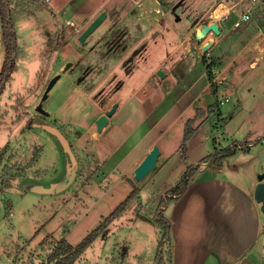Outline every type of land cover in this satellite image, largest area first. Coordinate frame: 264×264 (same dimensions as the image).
I'll return each instance as SVG.
<instances>
[{
	"label": "rangeland",
	"instance_id": "374dc122",
	"mask_svg": "<svg viewBox=\"0 0 264 264\" xmlns=\"http://www.w3.org/2000/svg\"><path fill=\"white\" fill-rule=\"evenodd\" d=\"M140 1L148 3V0H42L38 8L36 0H12L16 35L23 53L15 57L12 79L0 94V264H52L49 257L59 240L80 243L131 195L135 198L126 211L96 237L74 264H155L162 235L158 214L163 211L169 216L172 210L167 206L160 209V201L167 197L168 190L182 178L188 166L199 163H195L197 158L233 143L257 139L255 147L238 153L231 162L225 161L223 172L226 177L240 173L243 183L250 188L255 176L252 166L256 163L260 173L263 171L264 60L256 68L246 62L245 71H240L242 62L232 68L228 84L212 96L213 101L217 96H226L227 101L220 110L202 109L209 117L198 127L202 119L199 117L193 135L185 141L187 120L199 111L196 104L188 109L186 117L178 119L154 143L163 152L156 168L140 180L135 177L137 166L112 170L113 159L122 152L117 149L116 141L129 131L134 125L132 122L121 128L109 127L99 140L88 137V127L96 126L97 117L111 108L107 107L108 101L131 94L147 76L149 65L157 62L188 31L187 15L190 17L213 6V0H176L169 7L162 3L164 12L152 24L157 35L149 40L148 52L141 51L138 55L132 52L126 59L129 70L121 63L110 68V61L139 38L140 27L136 29L135 22H130L133 23L130 31L126 17L135 15ZM175 4L178 5L174 8ZM115 8L121 14L116 11L109 15ZM103 11L108 13L106 19L82 43L79 37L89 23L79 25ZM257 14L262 21L264 5L258 8ZM262 27L264 32V23ZM113 32L124 43L117 54L113 53L117 40ZM5 53L0 16V74ZM180 55L181 51L176 59ZM204 57L222 61L207 52ZM145 58L148 63H141ZM69 62L71 65L67 67ZM221 68L215 67L216 75L225 74ZM56 75L58 80L43 99ZM109 78L110 84L105 85V79ZM247 79L260 84L253 86L260 97L251 93V82ZM177 80L174 74L156 89L145 82L142 91L146 95L139 90L134 96L136 104L140 101L139 115H146L169 87L177 85L162 105L175 98L183 85L177 84ZM122 81H125L124 87L116 94ZM206 100L203 96L199 105L204 107ZM186 102L182 99L179 105ZM40 103L46 112L38 110ZM132 114L133 109L125 110L113 121L119 123L123 118L126 122ZM53 128L69 138L75 160ZM184 142L185 155L181 148ZM131 156L124 166L132 161ZM168 156H172L170 161L159 166ZM169 248L166 243V259ZM259 250L264 252L261 243Z\"/></svg>",
	"mask_w": 264,
	"mask_h": 264
},
{
	"label": "crops",
	"instance_id": "0c3cea01",
	"mask_svg": "<svg viewBox=\"0 0 264 264\" xmlns=\"http://www.w3.org/2000/svg\"><path fill=\"white\" fill-rule=\"evenodd\" d=\"M164 1L165 7H169L168 5L174 4L176 0ZM232 3L226 0H213L211 9L208 8L205 11L202 9L193 13L190 17L187 15V18L190 20L188 31L183 33L179 41L170 47L157 62L149 65L147 76L140 81L137 87L131 90L132 93L125 94L123 97L120 96L116 100L110 99L108 101L107 107H112L114 102L118 103V106L102 131H98L94 125L88 127V137L94 141L95 139L99 140L101 134L105 130L107 131L109 127H123L128 122L134 124L129 128V131L123 133L116 141L117 149H121L122 152L117 159H113V171L121 168L129 169L136 167L153 148L154 143L164 133H167L178 119L186 117L188 109H191L194 104L199 109L198 113H203L205 107H207L205 112L212 110L211 106H214L215 104L213 105V103L217 101L219 104L214 110H220V106L227 101L224 98L226 96H217L214 101L212 100V96L223 91V86L228 84L227 80L233 75H231L234 71L232 68L242 62L243 66L240 68V71H245L248 63L250 67L256 68L259 61L264 60V32L262 27L264 19L260 21L261 19L257 18L258 8L261 5L255 9L254 17L248 24L236 28L233 26V19L239 10H237L238 8L235 9L229 20L221 22L220 33L214 40L207 38L201 32L203 24L214 21L211 20L210 14L213 12L215 6L220 4L221 7H227V5H231ZM161 4L160 0H148V3L140 1L138 4L140 8L135 15L126 17L129 20L127 25L130 31V22H135L134 27L136 29L140 27L139 38L131 44L132 46L128 50L126 49L124 52L119 53L116 59L111 60V65H108V67L112 68L121 63L126 65L127 69H130V65L127 64L126 59L132 52L136 55L141 53V51L148 52L150 48L148 45L149 40L157 35L155 32L153 33L152 24L155 21L158 22L161 14L164 12ZM178 4H175L174 8ZM219 9L224 10L226 8ZM116 11L121 14L117 9ZM201 12L203 13L201 14ZM94 17L95 14L90 20H86L79 26L82 27L83 24L90 23ZM177 19H180V17H177ZM72 24L73 22L71 21L70 25ZM74 27H78L77 24ZM206 43H209V46L206 51H203L202 48ZM179 51H181V55L176 59ZM206 52L209 55H214L215 58L220 57L222 61L215 62L213 59L205 58L204 53ZM190 57L195 58L190 59ZM147 58L143 59L141 63H148ZM216 66L222 67L221 69L226 71L223 76L216 75ZM159 67H162L165 71V77L159 76ZM174 74L178 78L177 84H183H181L182 87L179 94L175 98L170 99L165 106L162 105V101H166V98L168 100L177 85L169 87L166 94L146 115H139L140 101L137 102V105L134 102V96L139 90H143L142 87L145 85V82L150 84L152 89H156L161 87L166 80L171 79ZM105 80H107L105 85H109L111 78ZM246 81L251 82L249 85L254 97H260V95L257 96L258 89H255L260 84L253 83L251 79H247ZM124 84L125 81L120 83L115 92L116 94L121 93ZM146 93L144 91L143 95H146ZM203 96L207 97L204 107L199 105V101ZM182 99H186L187 102L180 106L179 104ZM128 109L131 111L133 109L134 114L126 122H124L123 118L119 119L120 122L118 120L119 123L113 121L114 117H117L120 113L123 114ZM156 111L158 113L155 114ZM197 114L193 115L196 116ZM208 117L207 113L203 114L198 127H201ZM139 131L142 134L138 135ZM131 139H134V143ZM258 141L257 139L251 140L250 144H247L244 148H239L234 154L226 156L221 165L213 166L208 162H203L201 167L192 176L187 190L167 205V208H172L169 216L165 214L171 221L172 264H264V252H260L259 250L260 243L262 244L260 237L262 216L259 211V203L254 196L255 187L258 183L257 173H260L261 170L259 167H256V163L252 166L255 176L250 188L245 186L240 173L237 172L236 176L238 177H226L223 172L225 170V161L229 160L231 162L238 153L246 152L251 147H255ZM159 148L160 154H162L163 149ZM176 152L171 155L174 156ZM130 155L133 156L132 161L127 166H124ZM113 157L114 155L106 158L105 161ZM169 157H166L159 166H165L166 162L170 161L171 157ZM204 157L200 156L195 160V163L200 162Z\"/></svg>",
	"mask_w": 264,
	"mask_h": 264
},
{
	"label": "trees",
	"instance_id": "16d2710c",
	"mask_svg": "<svg viewBox=\"0 0 264 264\" xmlns=\"http://www.w3.org/2000/svg\"><path fill=\"white\" fill-rule=\"evenodd\" d=\"M165 4L164 0H160ZM42 0H36V5L39 8L42 4ZM14 5L12 0H0V16H1V26L2 35L5 45V58L0 74V94L6 87V84L12 79V73L15 70V57H19L23 53V47L19 44L16 30H15V16L13 14ZM113 38L116 37V45L113 51L117 54L124 43L121 41L119 34L115 32L112 33ZM121 42H120V41ZM119 42V43H118ZM211 74V72H209ZM211 78V76H210ZM213 86V84H212ZM213 107L218 106V102H214ZM214 108L212 110H214ZM202 112L198 113L194 117H190L187 120L186 131L184 135L185 141H187L194 133L197 126H194L198 118L202 116ZM69 139V138H68ZM185 144H182L183 155H185ZM250 141L244 143H233L232 145H227L225 147L219 148L214 153L208 154L197 164L188 166L187 170L184 172L182 178L167 192V197L162 198L160 201V209H164L170 202L176 200L181 196L188 188L189 182L194 175V173L201 167L203 162H208L210 165L217 166L221 165L223 159L226 156L234 154L237 149L244 148ZM90 180V179H89ZM137 193L136 191L133 193ZM135 198L134 195L129 196L124 202H122L111 214L105 217L100 225L93 230L89 235H87L80 243L71 244L64 240H59L56 247L53 249L49 257V261L52 264H74V262L80 257V255L85 251V249L96 239V237L116 218L120 217L126 209L129 207L130 203ZM11 209H9L10 211ZM157 221L161 226V241L158 246V252L155 257V264H172V250H171V221L170 219L161 211L158 214ZM169 243V255L167 259L165 258L164 245Z\"/></svg>",
	"mask_w": 264,
	"mask_h": 264
},
{
	"label": "water",
	"instance_id": "95a60500",
	"mask_svg": "<svg viewBox=\"0 0 264 264\" xmlns=\"http://www.w3.org/2000/svg\"><path fill=\"white\" fill-rule=\"evenodd\" d=\"M116 13L115 9H112L109 13V15H114ZM108 13L106 11L101 12L99 15H97L85 28V30L81 33L79 39L82 43L86 42V39L90 34H92L95 29L106 19ZM201 32L206 35L207 38L214 40L216 36L220 33V26L219 24L214 21L212 23H205L202 25ZM209 46V43H206L204 47L202 48L203 51H206ZM71 65V62L67 63V67ZM158 74L160 77H165L166 73L163 70L162 67H159ZM59 75L54 76L47 89L45 94L43 95V99L47 97L48 91L51 89V87L56 83L58 80ZM118 106V103H114L110 109H108L106 112L99 115L95 121L98 131H102V129L108 124L110 116L113 115L116 108ZM38 110L42 112H46L45 109L42 107V104L40 103L38 105ZM52 131L59 137V139L62 141L65 149L68 151L70 156L73 160H75V154L72 148L71 143L66 138V136L63 135L62 132L57 130L56 128H53ZM160 155V148L157 145H154L153 148L146 154V156L142 159V161L137 165L135 168V177L136 179H142L144 178L150 171L156 168L157 166V160ZM258 183L255 187V199L258 203H261L260 210L262 211L264 215V170L259 173L258 175Z\"/></svg>",
	"mask_w": 264,
	"mask_h": 264
},
{
	"label": "built area",
	"instance_id": "2783aa9c",
	"mask_svg": "<svg viewBox=\"0 0 264 264\" xmlns=\"http://www.w3.org/2000/svg\"><path fill=\"white\" fill-rule=\"evenodd\" d=\"M263 3L264 0H236L231 5H227V7H221V5L218 4L214 7L213 12L210 14L211 20L216 21L220 26L221 22L229 20L235 9L238 8L237 10H239V12L233 19V26L235 28L242 27L243 25L248 24L253 19L255 9ZM219 8L226 9L221 10Z\"/></svg>",
	"mask_w": 264,
	"mask_h": 264
},
{
	"label": "flooded vegetation",
	"instance_id": "af4514ba",
	"mask_svg": "<svg viewBox=\"0 0 264 264\" xmlns=\"http://www.w3.org/2000/svg\"><path fill=\"white\" fill-rule=\"evenodd\" d=\"M264 170V169H263ZM259 175V174H258ZM259 182V181H258ZM261 208V203H259V209ZM262 216V225H261V242L264 245V215L261 210H259Z\"/></svg>",
	"mask_w": 264,
	"mask_h": 264
}]
</instances>
